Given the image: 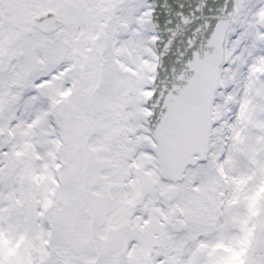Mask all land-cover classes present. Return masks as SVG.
Wrapping results in <instances>:
<instances>
[{
    "label": "snow or ice",
    "instance_id": "6c2138e0",
    "mask_svg": "<svg viewBox=\"0 0 264 264\" xmlns=\"http://www.w3.org/2000/svg\"><path fill=\"white\" fill-rule=\"evenodd\" d=\"M0 264H264V0H0Z\"/></svg>",
    "mask_w": 264,
    "mask_h": 264
}]
</instances>
